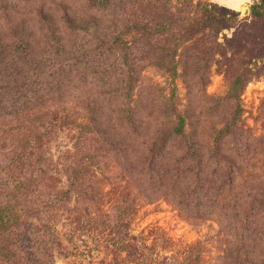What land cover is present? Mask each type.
Returning <instances> with one entry per match:
<instances>
[{
    "label": "rangeland",
    "instance_id": "374dc122",
    "mask_svg": "<svg viewBox=\"0 0 264 264\" xmlns=\"http://www.w3.org/2000/svg\"><path fill=\"white\" fill-rule=\"evenodd\" d=\"M149 3L0 0V264H264V68Z\"/></svg>",
    "mask_w": 264,
    "mask_h": 264
},
{
    "label": "trees",
    "instance_id": "16d2710c",
    "mask_svg": "<svg viewBox=\"0 0 264 264\" xmlns=\"http://www.w3.org/2000/svg\"><path fill=\"white\" fill-rule=\"evenodd\" d=\"M149 1V4L152 3L154 6L159 0ZM213 7H219V5L211 2L202 3L201 1L195 2V0H190V12L192 15L189 17L191 20L189 32L195 36L204 33L207 28H211L218 31L219 34L225 28H235L233 36L226 41L228 47H231V57L233 58L241 54V59H249L245 62L246 64L252 63L253 69H256L258 72L262 71L264 68V0L254 2L251 8V16L247 23L242 22L236 10L229 9L226 6H220L223 10L222 13L214 15V11L212 10ZM199 12L206 16L205 19L197 18ZM67 19L71 24L72 21L74 22L72 18L68 17ZM212 23H215L217 26L214 27ZM245 26H248L250 31L245 34L243 33L244 35L242 36V28ZM154 35L155 33L149 30L145 39L148 40ZM217 39H219V36H217ZM168 70L172 75L175 74L176 70L171 63L168 66ZM247 71L251 72L252 70L250 69ZM238 80L239 79L236 78L234 82H238ZM184 125L185 121L182 119L180 127L176 130L177 135H184L185 137ZM185 158L188 164H191L190 167L199 168L202 158L192 141H188ZM218 158L217 156V159Z\"/></svg>",
    "mask_w": 264,
    "mask_h": 264
},
{
    "label": "clouds",
    "instance_id": "9594fccd",
    "mask_svg": "<svg viewBox=\"0 0 264 264\" xmlns=\"http://www.w3.org/2000/svg\"><path fill=\"white\" fill-rule=\"evenodd\" d=\"M213 3L218 5H227L229 9L241 11L249 9L255 0H212Z\"/></svg>",
    "mask_w": 264,
    "mask_h": 264
},
{
    "label": "crops",
    "instance_id": "0c3cea01",
    "mask_svg": "<svg viewBox=\"0 0 264 264\" xmlns=\"http://www.w3.org/2000/svg\"><path fill=\"white\" fill-rule=\"evenodd\" d=\"M223 6H226L227 7V5H223Z\"/></svg>",
    "mask_w": 264,
    "mask_h": 264
}]
</instances>
